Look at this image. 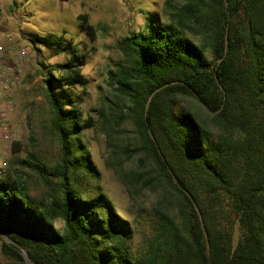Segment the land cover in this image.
Masks as SVG:
<instances>
[{"label":"trees","instance_id":"trees-1","mask_svg":"<svg viewBox=\"0 0 264 264\" xmlns=\"http://www.w3.org/2000/svg\"><path fill=\"white\" fill-rule=\"evenodd\" d=\"M162 14L119 43L99 111L133 221L90 187L83 132L96 122L72 90L87 86L85 55L62 36L32 40L69 59L46 80L59 155L49 170L26 162L39 198L10 166L0 178L2 264H27L23 251L34 264H264V0H166Z\"/></svg>","mask_w":264,"mask_h":264},{"label":"rangeland","instance_id":"rangeland-1","mask_svg":"<svg viewBox=\"0 0 264 264\" xmlns=\"http://www.w3.org/2000/svg\"><path fill=\"white\" fill-rule=\"evenodd\" d=\"M166 0H0V32H6L13 43H6L7 62L18 58L17 51L30 46V54L24 59L20 80L8 78L12 89V109L9 124L14 133L15 143L19 138L18 152L8 149L9 154L0 164L10 166L13 175L25 178L33 186V196L39 198L42 189L30 178L33 171L27 165L31 161L49 170L59 155V142L50 129V109L46 101V80L49 72L59 76L58 65L69 59L66 54H56L54 49L32 40L42 36H62L67 42L78 45L85 55L82 73L87 86L72 89L77 97L83 99L80 109L83 119L94 120L95 127L83 132V141L92 155L93 162L100 173L99 180H90V187L100 189L113 202L116 210L129 221H133L139 210L129 199L120 177L109 166V146L99 121L101 102L111 93L109 72L116 70L123 56L119 43L131 34L141 31L146 21L154 16L163 21V5ZM86 15L89 24L99 26L95 39L87 36L81 27L80 16ZM17 91L19 93L17 94ZM17 94V95H16ZM22 125V127H21ZM15 126V128H14ZM33 133V141L30 135ZM9 148V147H8ZM147 223L144 224L145 229ZM56 227L62 228L61 221ZM6 259L0 242V264Z\"/></svg>","mask_w":264,"mask_h":264},{"label":"built area","instance_id":"built-area-1","mask_svg":"<svg viewBox=\"0 0 264 264\" xmlns=\"http://www.w3.org/2000/svg\"><path fill=\"white\" fill-rule=\"evenodd\" d=\"M7 42L12 44L13 39L6 32H0V139L13 141L14 133L9 124V112L12 109V89L7 80L8 78L21 79L24 59L29 56L31 47L28 45L19 49L16 53L18 58L13 61L15 64L11 66L6 63ZM7 168V164H0V178L5 175Z\"/></svg>","mask_w":264,"mask_h":264},{"label":"crops","instance_id":"crops-1","mask_svg":"<svg viewBox=\"0 0 264 264\" xmlns=\"http://www.w3.org/2000/svg\"><path fill=\"white\" fill-rule=\"evenodd\" d=\"M14 59H15V58H10L11 61H14ZM18 93H19V91H17V94H18ZM17 94H16V95H17ZM10 127H11V129H12L11 124H10ZM21 127H22V125H21ZM14 128H15V126H14ZM16 140H17V141H15V143H19V140H21V139L16 138ZM4 141H6V140H4V139H0V162H2L4 159L7 158L8 154H9L8 149H11V148H12V151L14 150V144H15V143L12 145V143H6V142H4ZM8 147H9V148H8Z\"/></svg>","mask_w":264,"mask_h":264},{"label":"water","instance_id":"water-1","mask_svg":"<svg viewBox=\"0 0 264 264\" xmlns=\"http://www.w3.org/2000/svg\"><path fill=\"white\" fill-rule=\"evenodd\" d=\"M23 256H24L25 262H26L27 264H34V263L31 261V259L29 258L27 252L23 251Z\"/></svg>","mask_w":264,"mask_h":264}]
</instances>
